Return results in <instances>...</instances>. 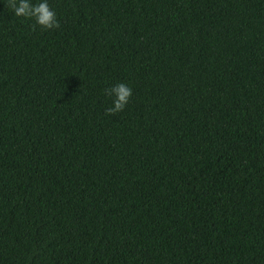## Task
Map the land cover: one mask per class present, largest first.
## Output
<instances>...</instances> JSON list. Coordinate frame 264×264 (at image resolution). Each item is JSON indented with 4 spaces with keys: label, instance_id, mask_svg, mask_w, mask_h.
I'll use <instances>...</instances> for the list:
<instances>
[{
    "label": "trees",
    "instance_id": "trees-1",
    "mask_svg": "<svg viewBox=\"0 0 264 264\" xmlns=\"http://www.w3.org/2000/svg\"><path fill=\"white\" fill-rule=\"evenodd\" d=\"M47 2L0 0V264H264V0Z\"/></svg>",
    "mask_w": 264,
    "mask_h": 264
},
{
    "label": "clouds",
    "instance_id": "clouds-1",
    "mask_svg": "<svg viewBox=\"0 0 264 264\" xmlns=\"http://www.w3.org/2000/svg\"><path fill=\"white\" fill-rule=\"evenodd\" d=\"M9 7L15 17L33 19L42 29L50 30L59 26L56 14L50 9L47 0H38L37 3H31L30 0H9ZM106 92L115 96L112 106L106 109V114L121 111L131 96V88L124 83L106 89Z\"/></svg>",
    "mask_w": 264,
    "mask_h": 264
}]
</instances>
